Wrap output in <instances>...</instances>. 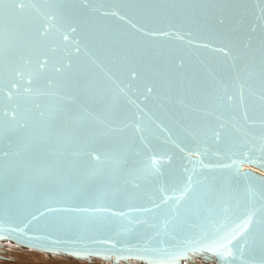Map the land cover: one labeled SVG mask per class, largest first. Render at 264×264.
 <instances>
[{"label": "snow or ice", "instance_id": "6c2138e0", "mask_svg": "<svg viewBox=\"0 0 264 264\" xmlns=\"http://www.w3.org/2000/svg\"><path fill=\"white\" fill-rule=\"evenodd\" d=\"M44 5L36 18H25L35 7L28 0H0V239L11 238L18 242L46 251L52 255H64L72 259L91 260L94 258L112 259L116 264L120 260L133 258L145 259L142 253L151 254L150 264H178L181 259L192 255L209 253L219 257L222 264H249L255 256L261 258L264 264V237L259 241H248L256 215L255 206L249 209L228 232L215 228L211 233L199 222L198 213L201 209L209 212L227 213L233 201L240 193L238 186L244 182L252 195H259L261 207L264 208V191L254 192L253 182L261 177L244 170V164H258L264 167V118L258 126L260 134V156L253 155V148L241 151L236 158L224 161L220 157L216 163H206L211 148L202 145L190 128L178 125L181 132L192 137L196 147L185 152L186 164L182 165L180 187L172 194H164L159 202H154L150 208L137 209L138 212H163L161 223L154 220H140L133 217V223H143L158 228L155 237L135 233L129 229L131 239H117L114 236H97L80 231L63 229L61 235H53L45 231H28L29 225L39 219L32 214L31 219L22 226L5 223L6 215H23L29 203L36 194V180L41 174L42 160L45 156H59L63 167L59 171L65 195H88L102 193L101 184L111 189L119 190L124 186L140 188L141 180H147L146 169H142L141 157L144 149L148 153L152 149L144 143L146 137L139 126L138 109L135 122H129L126 127L132 128L136 135L118 144L114 154L103 156L87 153L88 159L81 160L80 145L96 135H107L94 116L93 104L100 97L103 85L97 74L86 67L74 64L71 60L55 64L49 72L47 50L54 28H63L73 33H79L85 53L94 45L105 57H114L113 63L120 59V66L127 74L128 82L123 87L118 86L120 94L127 96L125 89L133 88V81L141 76V72H150L152 77L171 79L178 73L165 76L167 68L157 69L149 61L133 52L129 45L112 47L102 34L94 32V20L91 15V0H40ZM145 7V11L156 17L189 18L193 22L205 18L209 14L210 0H136ZM264 3V0H261ZM69 4H72L69 7ZM257 20L264 21V7L258 9ZM224 24L221 18L218 21ZM67 39V36H64ZM51 50H55L52 48ZM81 50L80 44L76 53ZM96 68L100 64L89 57ZM176 68L182 69L183 63H177ZM248 72L233 65L231 80L239 84V95L227 96V81L223 79L189 78L187 89L196 100L190 106V111L206 115H216L217 128L213 131L216 144H220L225 135L239 133L243 137L251 136L249 131L257 126L250 120L247 103L244 96L242 80ZM264 73V61L261 65ZM103 75L111 80L108 72ZM154 86L145 84L144 101L155 100ZM264 108V94L258 97ZM221 101L231 102L233 107L241 105L244 111L240 113L245 125L236 122V114L228 112V119H222L218 114L222 107ZM133 103H135L133 101ZM215 109V111H209ZM106 127V126H105ZM114 131V129H109ZM254 138V137H253ZM169 140L171 137L168 138ZM212 153L213 155H217ZM152 158V157H150ZM168 163L172 157H167ZM103 169V175L98 176L97 170ZM154 171L163 176L159 168ZM163 192L164 190L161 189ZM177 192L179 194H177ZM171 201V203H169ZM7 209V211H6ZM197 214L196 220L188 224L189 231L181 234L176 225L182 220ZM44 215V213H41ZM116 217H127L124 212L113 213ZM205 219H208L207 217ZM214 223L213 221H209ZM264 230V217L258 221ZM121 227L116 229L117 236L124 235ZM163 236V242L161 241ZM22 238V239H21ZM239 240V244L235 241Z\"/></svg>", "mask_w": 264, "mask_h": 264}, {"label": "water", "instance_id": "95a60500", "mask_svg": "<svg viewBox=\"0 0 264 264\" xmlns=\"http://www.w3.org/2000/svg\"><path fill=\"white\" fill-rule=\"evenodd\" d=\"M28 2H34L35 7L26 14L25 18L38 17L44 5L40 0H28ZM71 6L72 4H69V7ZM89 7L95 22L94 32L102 34L112 47L129 45L134 53L142 57L144 61L153 63L157 69L167 68L165 76L171 73L180 74L171 79H161L152 77L150 72L142 71L141 76L132 82L133 88L125 89L127 96H124L119 93L118 86L123 87L128 80L126 72L120 66V59L113 63V59L116 58H106L94 45H90L86 54L78 32L54 28L49 40V48L46 52L49 59V72L55 64L71 60L74 64L78 63L81 67H86L97 74L103 85L100 97L92 107L96 119L103 121L100 127L107 135H96L86 139L80 145V159H88L86 154L89 152L101 156L105 153L114 154L119 143L136 135V132L126 125L129 122H135L138 111L136 104H139L143 109L139 126L146 137L144 143L152 149L151 153L144 149L140 164L142 169L147 170L148 178L140 181V188L129 185L116 190L101 184L102 193L69 196L63 194L64 185L59 175L64 163L62 158L45 156L42 160L41 174L36 180V194L29 203L27 211L20 216L6 215L5 223L22 226L31 219L32 214H35L39 219L29 225V232L45 231L53 235H61L63 229H68L97 236L131 239L132 236L128 234V230L131 229L135 233L155 237L159 231L158 228L131 221L133 217H137L150 222L154 220L160 224L163 217L161 210L155 213L136 210L153 207L154 202H159L164 194H172L180 187L182 165L187 163L185 153L181 152L180 148H184L187 152L189 149H194L196 144L186 132L179 130L178 125L190 128L200 144L211 148L205 160L206 163H216L220 157L230 162V158H236L237 154L247 151L250 147L253 148V155L257 157L261 155L259 152L261 130L258 122L264 118V108L261 107L258 97L264 94V73H261V65L264 61V21L257 20L256 16L258 9L264 7V3H261V0H210L208 16L196 22L179 16H151L136 0H91ZM221 18L224 19V24L218 22ZM64 36H67L66 40ZM78 43L81 50L76 53ZM52 48L55 50H51ZM89 57L95 59L100 67L96 68ZM180 62L183 63L182 69L176 68V64ZM233 65L248 68L241 83H243L248 106V116L250 120L257 122V126L249 130L252 134L249 137L233 132L230 136L225 135L220 144H216L213 137V131L218 126L216 115L190 111V106L195 105L196 100L188 91L187 83L189 78L193 77L223 79L227 81V96L238 97L239 84L231 80ZM104 72H108L112 79H107L103 75ZM145 84L154 86L155 100L149 98L144 101L142 93ZM221 104L218 114H223L222 119H228V112L232 111L236 114L238 126L245 125L240 115L244 111L241 105L236 104L233 107L230 101H221ZM209 111H215V109ZM169 137H171L170 140ZM217 150H219L218 154L213 155L212 153H216ZM168 156L172 157L171 163L167 161ZM243 167L245 171H250L264 180V167L250 163H245ZM155 168H159L164 175L157 174L154 171ZM97 175L102 176L103 169L97 170ZM161 189L164 191L162 192ZM253 190L256 193L264 191V184L260 180L254 181ZM238 192L240 195L232 202L227 213L221 214L201 209L198 213L199 222L210 233L215 228H219L221 232H228L234 227L235 222L254 205L256 215L248 234V241L249 243L253 240L259 241L261 237H264V230L258 223L261 217H264L260 197L249 193L244 182H240ZM117 212L129 215L116 217L113 213ZM206 217L208 219H205ZM196 218L197 214H194L182 220L176 225V230L181 234L188 232V224ZM121 226L124 235L117 236L116 229ZM163 239L161 235L162 242ZM7 242L24 250L53 256L10 237L0 239V246ZM235 243L239 244V240ZM141 255L146 258L122 259L119 264L132 262L150 264L153 259H158L148 253ZM56 256L70 258L64 255ZM195 258L206 264L208 262L222 264L219 257L209 253L190 254V258L181 259L178 264L192 263ZM95 259L116 264L115 257L76 260L92 263ZM249 264H261V258L257 255L249 261Z\"/></svg>", "mask_w": 264, "mask_h": 264}, {"label": "rangeland", "instance_id": "374dc122", "mask_svg": "<svg viewBox=\"0 0 264 264\" xmlns=\"http://www.w3.org/2000/svg\"><path fill=\"white\" fill-rule=\"evenodd\" d=\"M0 264H105V261L94 260L92 263H87L61 256H51L36 251L24 250L7 242L2 243L0 246ZM106 264L110 263L106 262ZM131 264L138 263L132 262ZM186 264L206 263H203L200 259H196L193 263Z\"/></svg>", "mask_w": 264, "mask_h": 264}, {"label": "bare ground", "instance_id": "6f19581e", "mask_svg": "<svg viewBox=\"0 0 264 264\" xmlns=\"http://www.w3.org/2000/svg\"><path fill=\"white\" fill-rule=\"evenodd\" d=\"M38 253H39V252H38ZM43 254H44V253H43ZM46 255H47V254H46ZM53 256H56V255H53ZM70 259H72V258H70ZM196 259H198V258H195L194 261H195ZM74 260H76V259H74ZM95 260H97V259H95ZM1 261H2V259H1ZM78 261H80V260H78ZM100 261H101V260H100ZM194 261H193V262H194ZM201 261H202V260H201ZM82 262H85V261H82ZM193 262H192V263H193ZM202 262H203V261H202ZM1 263H2V262H1ZM133 263H137V262H133ZM203 263H204V262H203ZM105 264H106V262H105ZM122 264H124V263H122ZM138 264H139V263H138ZM207 264H209V262H208ZM210 264H215V263L210 262Z\"/></svg>", "mask_w": 264, "mask_h": 264}]
</instances>
